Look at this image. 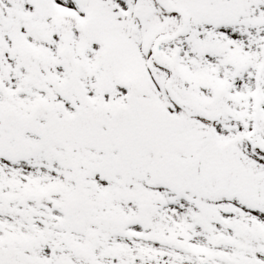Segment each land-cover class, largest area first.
<instances>
[{"label":"snow or ice","instance_id":"snow-or-ice-1","mask_svg":"<svg viewBox=\"0 0 264 264\" xmlns=\"http://www.w3.org/2000/svg\"><path fill=\"white\" fill-rule=\"evenodd\" d=\"M0 264H264V0H0Z\"/></svg>","mask_w":264,"mask_h":264}]
</instances>
